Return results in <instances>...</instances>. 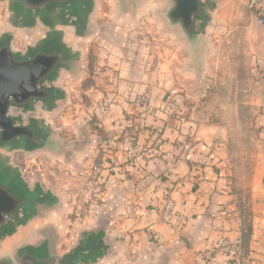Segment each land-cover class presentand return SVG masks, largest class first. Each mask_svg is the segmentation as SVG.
<instances>
[{"label":"rangeland","instance_id":"rangeland-1","mask_svg":"<svg viewBox=\"0 0 264 264\" xmlns=\"http://www.w3.org/2000/svg\"><path fill=\"white\" fill-rule=\"evenodd\" d=\"M2 2L0 25H10L15 0ZM204 4L206 11L194 26V34L188 33L181 22L171 20L169 15L176 6L175 0H136L123 6L121 11L127 8L132 16L118 31L123 41L116 51L120 49L133 59L129 60L136 68L131 75L136 80L133 83L143 81L145 85L135 97V110L123 108L115 115L113 108L97 107L98 113L90 112L87 105L97 98L90 91L94 82L102 90L112 88L100 92L98 98L111 101L122 95L119 84L116 86L121 80L119 70L111 67L107 58H91L87 60L90 74L80 75V80L63 73L64 86L72 90L66 95L65 107L59 115L52 114V123H45L41 112L47 111L38 104L29 110L13 111L12 116L19 123L40 126L62 146L60 150L67 152L53 154L46 149L26 152L22 147L2 148L4 165L18 178L25 172L37 188H43L55 198L59 196L60 201L65 198L71 205L67 216H72L79 209L76 204L84 212L93 203L85 195L89 194L87 181L92 177L96 155L79 161L78 154L74 156L71 150H112L106 159L109 175L121 172L120 163L146 161L155 154L150 150H218L216 161L224 163L225 174L232 182L241 231L238 238L242 239L245 264L250 241L246 244L243 234L251 231L253 194L264 190V64L261 62L264 61V29L254 21L246 0H204ZM117 7L121 9L116 4L115 10ZM108 8L104 1L101 23ZM108 34L114 35L110 31ZM192 37H197V44L190 42ZM96 44L99 52L107 49L101 42ZM110 109L115 119L109 123L112 128L104 117ZM102 172L100 168L97 178L100 191L105 185ZM162 177L160 213L171 200L173 218L172 195L179 178L172 168ZM26 219L22 218V222ZM24 232L35 246L46 241L51 243L49 232ZM220 255L228 257L225 253Z\"/></svg>","mask_w":264,"mask_h":264},{"label":"crops","instance_id":"crops-1","mask_svg":"<svg viewBox=\"0 0 264 264\" xmlns=\"http://www.w3.org/2000/svg\"><path fill=\"white\" fill-rule=\"evenodd\" d=\"M93 1L92 9L79 17L69 16L61 7H53L41 17L35 14L18 17L14 7L12 24L0 25V44L5 38H10L14 52L26 55L36 48L58 43L69 55V69L63 70L57 79L48 84L57 88L60 96L51 107L39 104L47 111L41 112L45 123H52V114L59 115V111L65 107L66 95L72 90L64 86L66 76L63 73L80 80V75L86 72L90 74L87 60L91 58H107L111 67L119 70L121 80L115 83L116 86L119 84L122 94L111 101L105 96L98 98L102 94L100 92L112 88L102 90L100 84L94 82L89 89L97 98L94 97L87 105L91 108V113H98L97 107L113 108L115 115L123 108L134 111L135 97L143 91L144 82L134 84L135 79L131 77L136 72L132 61L129 63L133 59L120 49L116 51L123 41L118 31L127 25L125 21L129 16L131 18L132 13L127 8L121 11L117 7L118 10H115V5L118 4L116 0ZM104 1L109 8L103 14L104 21L101 23L99 20ZM251 15L256 22L254 15ZM108 30L114 35L108 34ZM97 42H101V46L107 49L99 52ZM262 44L264 50L263 41ZM93 49L97 51L92 52ZM261 62L264 64V61ZM152 88L155 89L154 85ZM13 111L14 109L10 112L11 116L14 115ZM102 116H98L99 119ZM104 117L108 124L115 121L112 109ZM111 124L109 126L112 128ZM4 151L0 148L2 171L15 176L4 165ZM150 151L155 154L150 155L146 161L138 159L130 164L120 163L121 172L109 175L106 171V159L112 150H71L74 156L78 154L79 161L86 156L96 155L93 167L102 169L101 176L105 184L95 201L88 208L84 206V212L76 204L79 209L72 212V216H67L71 205L64 201L65 198L62 202L59 196L55 198L43 188H37L34 182L27 179L25 172L22 178L15 176L24 190L37 193L44 202L35 213L39 215H22V218H28L24 222L21 220L22 231L34 230L42 234L49 232L47 234L51 244L60 255L68 254L80 244H97L99 252L91 255L86 264H232L224 255L213 260H207L204 256V252L222 237L235 239L241 235L236 200L231 190L232 182L225 174L224 163L216 161L219 151ZM166 168H172L179 178L177 189L172 195L175 211L169 224L162 221L160 213L163 193L159 182ZM74 206L75 204L73 209H76ZM251 211V239L245 264H264V190L253 194ZM37 217L41 219L36 220ZM47 228L49 231L45 233ZM26 237L30 242V237ZM30 244L34 248L42 245Z\"/></svg>","mask_w":264,"mask_h":264},{"label":"water","instance_id":"water-1","mask_svg":"<svg viewBox=\"0 0 264 264\" xmlns=\"http://www.w3.org/2000/svg\"><path fill=\"white\" fill-rule=\"evenodd\" d=\"M116 1L122 9L136 0ZM175 1L176 6L169 15L171 20L181 22L188 33L194 34V26L206 11L204 0ZM14 4L18 17L32 14L41 17L53 7H61L71 17H79L92 9L94 1L15 0ZM196 38L192 37L190 42L197 44ZM69 67V55L58 43L22 55L12 50L10 38L4 39L0 44V148L22 147L26 152L46 149L53 154L67 152L60 150L62 146L40 126L19 123L10 112L12 109L29 110L40 103L51 107L60 91L48 84ZM2 163L0 157V250L3 251H0V264H86L91 255L99 252L97 244H80L65 255H59L48 241L34 248L21 229L22 215L37 213L44 202L37 193L24 190L15 176L3 173Z\"/></svg>","mask_w":264,"mask_h":264},{"label":"built area","instance_id":"built-area-1","mask_svg":"<svg viewBox=\"0 0 264 264\" xmlns=\"http://www.w3.org/2000/svg\"><path fill=\"white\" fill-rule=\"evenodd\" d=\"M247 9L254 15L258 25L264 29V0H247ZM114 163V160H112ZM100 173V168H94L92 177L87 181V189L89 194L85 195L87 201L94 202L97 195L101 192L97 189V178ZM173 203L168 200L161 213V219L165 223L172 222ZM242 239L228 240L221 238L214 246L208 248L204 252V256L207 260H213L219 254L225 253L230 259L232 264H244L245 259L242 257L241 252Z\"/></svg>","mask_w":264,"mask_h":264},{"label":"trees","instance_id":"trees-1","mask_svg":"<svg viewBox=\"0 0 264 264\" xmlns=\"http://www.w3.org/2000/svg\"><path fill=\"white\" fill-rule=\"evenodd\" d=\"M108 157H109V155H108ZM243 238H244V240H245V242H246V244H247V242L248 241H250V239H251V231H248L247 233H246V235L245 234H243ZM249 243V242H248ZM248 246V245H247ZM249 248V247H248Z\"/></svg>","mask_w":264,"mask_h":264}]
</instances>
